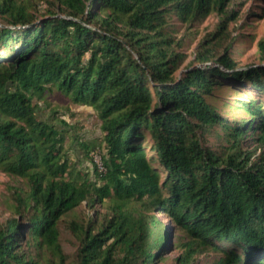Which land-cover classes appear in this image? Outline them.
<instances>
[{
  "label": "trees",
  "instance_id": "16d2710c",
  "mask_svg": "<svg viewBox=\"0 0 264 264\" xmlns=\"http://www.w3.org/2000/svg\"><path fill=\"white\" fill-rule=\"evenodd\" d=\"M43 1L40 13L0 0V169L28 186L16 212L0 221V264H65L61 224L84 202L95 215L68 223L79 241L71 264L162 261L169 232L155 209L187 236L178 264H193L207 248L222 253L215 264H264V99L241 102L249 117L240 120L208 99L223 78L264 95V65L239 69L229 48L215 52L238 16L228 9L232 0ZM213 12L220 21L197 51L202 66L175 77L185 55L165 31L169 17L191 23ZM53 88L98 112L102 184L84 171L82 181L72 177L63 129L38 117L34 98ZM145 132L163 181L144 149ZM209 133L222 149L206 144ZM248 138L254 149H243ZM106 199L110 211L100 214L96 205Z\"/></svg>",
  "mask_w": 264,
  "mask_h": 264
},
{
  "label": "rangeland",
  "instance_id": "374dc122",
  "mask_svg": "<svg viewBox=\"0 0 264 264\" xmlns=\"http://www.w3.org/2000/svg\"><path fill=\"white\" fill-rule=\"evenodd\" d=\"M19 1L25 3L31 10L38 8L40 13L45 12L48 6L43 0ZM228 9L237 11L238 16L230 22L228 34L217 41L219 43L215 46V52L220 55L229 48V53L236 60L239 69L264 65V49L260 45V42L264 41V0H232ZM219 21L220 17L216 12L191 23L182 21L177 14L169 17V25L165 31L173 38V48L185 55L175 71V77L180 78L191 67L202 66L196 60L197 51L206 36L218 29ZM4 23V20L0 18V26ZM251 98L264 99V95L247 81L241 82L230 78H223V84L215 87L213 95L208 97L209 101L231 120L249 117L240 105L244 100ZM33 101L37 104L36 113L39 118L63 129V151L65 158L74 167L72 177L80 182L84 176L78 172L84 171L90 182L102 184L91 156L93 148L99 150L102 155L106 153L104 132L101 129L102 121L98 112L91 105L75 103L56 88H53L43 98L35 97ZM220 130L221 127L217 129V132ZM205 138L206 144L214 146L216 150L222 149V141L218 136L209 133ZM82 143H87L88 147L85 148ZM142 143L148 159L158 171L160 180L163 181L166 172L156 158L153 140L148 132H145ZM255 146L252 138H248L243 143V149H254ZM27 189L28 186L24 180L0 169L1 222L16 212L17 194L20 191L25 194ZM108 206L109 202L106 199L103 204H97L96 208L100 214H103L110 211ZM151 213H155L164 224L169 232L170 241V247L163 254L164 259L154 264H178V257L183 254V242L186 241L187 236L172 224L166 212L155 209ZM94 215L95 210L89 208L84 202L65 217L66 221L61 224V241L64 252L68 256L65 264H71L74 260L79 244L68 225L69 221L75 219L86 222ZM220 256L222 253L213 248H207L195 253L192 261L193 264H215ZM44 262L48 263L46 260ZM55 264H59L58 261H55Z\"/></svg>",
  "mask_w": 264,
  "mask_h": 264
},
{
  "label": "built area",
  "instance_id": "2783aa9c",
  "mask_svg": "<svg viewBox=\"0 0 264 264\" xmlns=\"http://www.w3.org/2000/svg\"><path fill=\"white\" fill-rule=\"evenodd\" d=\"M92 159L95 163V166L101 174H104L107 171V168L105 166L104 160H103V155L99 150H93L91 152Z\"/></svg>",
  "mask_w": 264,
  "mask_h": 264
}]
</instances>
